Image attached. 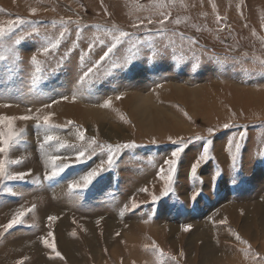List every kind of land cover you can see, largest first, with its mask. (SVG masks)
Wrapping results in <instances>:
<instances>
[{"label":"rangeland","instance_id":"1","mask_svg":"<svg viewBox=\"0 0 264 264\" xmlns=\"http://www.w3.org/2000/svg\"><path fill=\"white\" fill-rule=\"evenodd\" d=\"M17 18L26 23L0 41V116L51 114L56 127L48 134L59 139L45 142L35 120L14 121L20 142L0 159L8 172L32 174L0 183V264H264V0H0V25ZM117 29L129 35L80 83ZM133 56L132 71L113 68ZM208 140L211 159L197 171L202 195L193 202L190 166ZM173 141L185 151L174 191L162 196ZM132 142L99 183L69 190L106 159L98 145ZM234 142L241 145L236 168ZM85 148L91 157L73 164ZM52 155L72 166L46 180ZM217 170L222 177L214 179ZM33 205L23 223L4 232L16 211ZM49 231L60 257L42 243Z\"/></svg>","mask_w":264,"mask_h":264},{"label":"snow or ice","instance_id":"2","mask_svg":"<svg viewBox=\"0 0 264 264\" xmlns=\"http://www.w3.org/2000/svg\"><path fill=\"white\" fill-rule=\"evenodd\" d=\"M157 7H164V4L162 3H157ZM36 9L32 8L30 10V13L32 15L36 14ZM167 17H165V20ZM219 20V17H218ZM151 23V21H149ZM165 21L161 20L160 23L163 24ZM26 21L23 18H17L16 20H9L7 27H4L0 25V41H3L6 38L7 34H11L14 32L16 25L17 24H24ZM60 23H65V21H61ZM179 23V21H177ZM137 25H134L136 27ZM119 31V35L114 36V43L111 44L110 47H108L107 51L104 52V54L100 57L99 61H96L95 64H93L92 67H88L87 71L83 72V75L80 77V83H83L86 79H88L91 75H94L95 69H98V67L113 53V50L116 49L117 45L120 43L122 37H127L129 33L125 31ZM61 38H63L64 33H60ZM21 40L17 39L15 40V44L19 45L21 44ZM59 46V42L50 44L49 46H45L42 49L43 55L47 56L49 55L51 49H55ZM92 47H94V44L89 45V51H91ZM11 50V49H9ZM134 56L131 58H125L122 63H114L113 68L123 71L125 74L127 72L132 71L133 69V60ZM6 59L5 56L0 55V60ZM63 59V58H62ZM31 62L34 65H40V61L37 59L36 55H33L31 57ZM40 69L37 68V72H39ZM117 99H121L120 96L116 97ZM64 99H67V97H64ZM73 99H75V95L73 96ZM111 105V100H107L102 106L103 107H109ZM46 107H49L46 105ZM17 119L20 120H35L37 121V128H43L44 129V141L45 142H50L53 140H58V137L52 136L48 134L49 129L56 127V125L51 124V114L45 115L43 117L36 115H24L20 117H9V116H0V125H4L5 130L0 131V154L8 152L15 144L20 142L21 138V132H17L14 126V121ZM42 121V122H41ZM69 124L72 122L69 121ZM225 128L230 127L229 124L224 125ZM209 135H214V129L209 128L208 130ZM243 133H241V138H243ZM78 139L80 141H85L86 139V130H79L78 131ZM197 140L203 139L200 136L196 137ZM173 143L177 144L176 150H174L171 153L170 159L166 160V164L168 165V172L166 177H162V179H166V187L164 191L161 193L162 196H167L169 192H173L174 189L172 188V184L174 182V175L177 170V164L178 161L181 157V154L185 151V148L183 146V142H177L173 141ZM211 140L206 141L205 144H203L202 151L198 154V158L195 159V161L191 164L190 166V174L193 178V190L190 195V199L193 202H196L198 197L202 195V189H197L195 186V182L197 181V171L200 169L202 163L208 162L211 157L209 156L210 152V145H211ZM97 141L93 138L91 141L88 143V148H91L92 145H96ZM233 144V141L229 142V151L231 152V145ZM236 153L232 154V167L236 168V160H237V154L240 151L241 145L239 142H234ZM101 148L106 149V159L101 160L99 164H97L95 167H92L90 170L86 171V174H82L79 176L78 179H73L69 184L68 188L70 191H83L87 190L90 188V186L94 185L95 183H99L100 180L104 178V174L111 171L113 166L115 165L117 161V153L120 152L121 150L125 148H131L135 147V142L132 143H118V144H107V145H98ZM88 148H85L83 150H79L75 159L72 161V163H82L85 162L88 158L91 157V152L88 151ZM57 161H60L57 163ZM11 163H20L21 161L15 160V161H10ZM50 166V167H49ZM72 165L68 162V159L65 157H61L59 155H52L47 157L45 160V173H44V179L46 180H54L58 177H61V175L71 167ZM164 169L161 168V172H163ZM31 170H28L27 172H8L6 170V164L4 159H0V183H2L4 180H24L27 176H30ZM222 177V172L220 170H217L214 176L215 178ZM236 182L235 177H233V183ZM7 191L12 192L11 188H7ZM140 191H147V188H142ZM15 194V193H13ZM156 195H152V200L155 202L157 200ZM127 208L128 206L125 205ZM139 207V204L133 202L131 204V210H135ZM35 205H33L29 209H20L15 212V214L11 217L9 222L3 226L4 232H7L8 230L12 229L14 226L19 225L24 222V217L28 215L29 212L34 211ZM48 221L50 222H55L58 217L55 215H50L47 217ZM220 223H227L226 220L220 221ZM191 228V225H186L183 228V231L187 232ZM75 235V233H73ZM119 235V233H117ZM236 239L240 240L239 235H236ZM42 243L45 248L50 249L51 252L55 253L57 257L61 256V253L57 250L55 240H54V234L52 231H49L47 233V236L41 238ZM246 243V241L244 242ZM152 247L156 249V245L153 244ZM162 254V251H161ZM245 254H247V250H245ZM181 256H183V252L180 253Z\"/></svg>","mask_w":264,"mask_h":264},{"label":"bare ground","instance_id":"3","mask_svg":"<svg viewBox=\"0 0 264 264\" xmlns=\"http://www.w3.org/2000/svg\"><path fill=\"white\" fill-rule=\"evenodd\" d=\"M141 122H142V121H141ZM141 125H143V124H141ZM63 246H64V244H63ZM65 246H66V248L69 247V249H70V248H74V247L71 246V242H70V240H69L68 238H66V240H65ZM73 250H74V249H73ZM73 250L71 249L70 251L73 253V256L76 257V255H75V251H73Z\"/></svg>","mask_w":264,"mask_h":264}]
</instances>
